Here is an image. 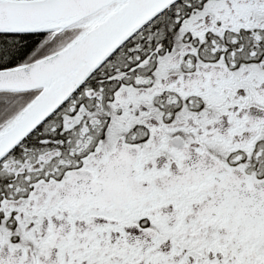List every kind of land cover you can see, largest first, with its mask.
<instances>
[{
	"label": "snow or ice",
	"instance_id": "1",
	"mask_svg": "<svg viewBox=\"0 0 264 264\" xmlns=\"http://www.w3.org/2000/svg\"><path fill=\"white\" fill-rule=\"evenodd\" d=\"M0 264H264V0H0Z\"/></svg>",
	"mask_w": 264,
	"mask_h": 264
}]
</instances>
